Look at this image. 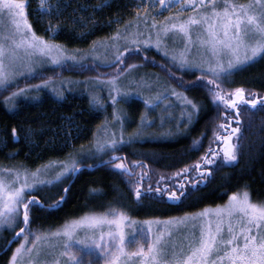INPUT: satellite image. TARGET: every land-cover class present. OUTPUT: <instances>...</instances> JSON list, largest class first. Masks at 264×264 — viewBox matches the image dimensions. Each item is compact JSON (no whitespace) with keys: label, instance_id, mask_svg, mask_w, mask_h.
Returning <instances> with one entry per match:
<instances>
[{"label":"trees","instance_id":"obj_1","mask_svg":"<svg viewBox=\"0 0 264 264\" xmlns=\"http://www.w3.org/2000/svg\"><path fill=\"white\" fill-rule=\"evenodd\" d=\"M64 1L65 4L59 7L57 13L52 18H47L46 14H38L36 17L32 1L25 0L29 22L37 36L55 41L69 53H82L87 56L86 60L79 64L63 62L55 67L42 68L17 80L6 90L0 88V128L3 138L0 143V168L22 167L34 171L42 166L55 165L57 161L70 162L72 159L77 160L80 165H103L94 170L81 169L60 207H32L31 228L37 232L52 231L60 228L65 221L85 213L108 212L111 209L123 210L139 221L182 217L186 213H198L205 208L224 205L231 193L244 190L248 191L252 201L264 202V107L259 104L255 109L240 106L243 135L240 137L236 161L225 162L222 156L215 158L217 164L212 166V177L206 186H201L198 192L182 203L169 201L163 191L165 184L169 186V190L179 191V188L175 187V181L179 179L185 183L186 188L188 187L184 177L176 178L174 173L186 167L192 168L201 162L210 147L222 152L223 143L214 142V133L227 134L217 127L221 123H228L222 119L224 108L213 104L211 93L206 87H184L178 79L170 75L173 73L175 77H182L187 84L201 76L200 72L181 70L169 63L153 47L142 46L141 51L134 49L132 45H126L123 39L113 41L112 37L118 32L124 36L133 33L137 27L145 29L150 25L148 22L143 24L146 17L143 18V15L133 8V0ZM137 23L139 26L135 27ZM49 24L59 26L53 35L48 30ZM102 47H111L119 53L124 52L125 47L131 51L124 53V62L120 65L114 63L113 55L108 61L89 56ZM127 65H135L161 75L180 93L186 95L197 106L198 111H193L190 107L192 114L189 120L178 110L176 115L170 113L174 116H171L172 119L166 126L154 124L152 128H142L140 119L145 113L137 110L130 120L131 125H125L127 129L122 132L125 141L129 136H134L133 142L118 143L115 152L106 150L107 153L102 158L88 163L83 158L93 146L92 129L108 120L111 107L106 106L104 110L93 109L89 96L77 91H69V98H63L62 101L55 96H42V100L36 105L35 102L25 100L15 109L6 103L14 93L45 81H97V78L107 80L111 76H117L118 80L130 70H125ZM222 86L225 91L242 87L245 89L246 98H254L249 96L250 93L264 97V56L233 72L229 78L222 81ZM105 98L106 96L102 98L103 104H106ZM41 113H46V116L40 117ZM60 113L71 116L77 129L73 127V130L66 134L58 130L59 134L55 135L53 129L60 123ZM227 114L232 115V112ZM38 118L45 123V126L40 128L48 127L49 130L46 131L47 136L31 143L26 140L24 131L27 127L38 129ZM235 126L233 123L232 127ZM13 128L18 135L16 139L13 136ZM137 132L140 133L138 136L135 135ZM77 133L80 134L79 137H76ZM120 155L126 156L123 163L131 171H135L133 176L114 167L120 161L109 163L111 157ZM135 161L142 162L140 167L134 164ZM143 173L147 175L141 180ZM186 175L189 180L194 177L199 179L195 171ZM162 176L165 177L164 180L160 179ZM72 178L73 174L67 175L60 182L44 185L32 195L38 196L45 205H52L64 195V189ZM137 186H140L142 191L151 186L153 191L143 194L137 200L134 191ZM157 187L161 189L160 194L155 193ZM22 225L18 223L12 230L5 228L0 231V264H8L13 251L20 244L22 236L16 237L13 243L8 245Z\"/></svg>","mask_w":264,"mask_h":264},{"label":"snow or ice","instance_id":"obj_2","mask_svg":"<svg viewBox=\"0 0 264 264\" xmlns=\"http://www.w3.org/2000/svg\"><path fill=\"white\" fill-rule=\"evenodd\" d=\"M158 3L162 8L179 5L181 9L191 8L193 12L186 18L179 14L166 18L172 22L161 25L153 22V27L159 29L155 33V39H152L151 33L141 40L139 37L144 35L143 33L133 32L121 36L118 32L112 37L113 41L123 39L134 49L141 51L142 45L154 46L156 50H161L164 45V55L174 65L184 71L201 73L195 81L187 84L182 77H175L173 73L170 75L178 79L184 87H206L211 93L213 104L224 108L222 119L228 121L227 124L221 123L217 126L226 132V135L214 133V142L223 143L222 152L210 147L201 162L192 168L186 167L174 173L176 178L183 176L188 187L186 188L185 183L179 179L175 181V187L179 188V191L169 190V186L164 185L163 191L167 199L182 203L198 192L201 186L207 185L212 177V166L217 164L215 158L222 156L225 162L237 160L239 141L243 135L240 106L255 109L259 104L264 107V97L250 93L249 96L254 98H246L244 88L237 87L225 91L222 86V81L229 78L233 72L264 56V0H249L248 3H234L232 0H158ZM220 4H223L222 8L219 7ZM58 6V3H53L52 0H40L38 11L51 13ZM5 13L11 17L15 34L20 37L16 39L14 35H0V88L6 90L16 77L19 52L23 51L26 57H46L57 65L66 57L60 44L36 35L27 19L25 0H0V15ZM196 29H202V32H196ZM50 30L55 31L51 26ZM169 34L178 35L183 47L168 51L161 37L167 38ZM130 51L125 47L124 52L116 55L114 63L123 64L124 53ZM71 59L75 60V57ZM134 67L136 66L127 65L125 70ZM97 81L100 86H108L113 106L118 97L141 95L145 107L154 109L164 95L157 93L152 97H143L139 92L122 89L117 83V76H111L107 80L97 78ZM46 84L47 81L35 87ZM141 84L151 88V84L146 81H141ZM165 94L186 102L193 111H198L197 106L183 93L173 89L170 92L166 90ZM92 103L103 107V102L98 96L92 97ZM229 112H232V115H228ZM187 115L190 120L191 113ZM115 119L123 125L124 117L115 116ZM140 123L147 126L154 121H149L147 115H142ZM233 123L235 127H232ZM12 132L15 137L16 129L13 128ZM139 134L137 132L135 135ZM133 139L134 136H129L125 141L121 133L119 141H97L96 151L115 152L118 143H131ZM111 159L120 161L114 165L115 168L131 174V169L123 163L121 157L113 156ZM141 163L134 162L137 167H140ZM54 166L59 167L60 171L51 178H41L40 168L35 171L0 169V227H11L17 222L24 225L14 233L18 238L23 236V240L13 251L9 264H83V257L74 250L76 248L88 255L97 256L103 264H264V202H252L247 190L231 193L225 205L205 208L198 213L138 222V230L130 236L125 233V224L137 222L132 221L123 210L117 209L105 213H85L81 217L65 221L54 231L37 232L30 226V211L34 206L45 205L38 197L29 196L27 193L37 190L39 186L60 182L81 168L75 159L70 162L57 161ZM48 167L44 166L43 170L46 172ZM193 171L196 177H199L198 180L195 177L188 179L186 173ZM145 175L147 174H141L140 179ZM160 179L164 180L165 177ZM67 191L65 188L64 192ZM134 191L139 200L143 194L153 190L149 186L147 190L142 191L141 187L137 186ZM155 193L160 194L161 189L157 187ZM64 200L65 197L61 196L48 207H57ZM190 222L192 227L198 230V234L196 231H189L179 241L173 240V232L178 226L188 225ZM154 225L157 226L155 229ZM29 235L34 237L31 241ZM128 244H136V250H128Z\"/></svg>","mask_w":264,"mask_h":264},{"label":"rangeland","instance_id":"obj_3","mask_svg":"<svg viewBox=\"0 0 264 264\" xmlns=\"http://www.w3.org/2000/svg\"><path fill=\"white\" fill-rule=\"evenodd\" d=\"M31 1L33 4L34 15L36 17H38L37 16L38 14H41V15L46 14L47 18H52V16H54L57 13V11L59 10V7L63 4H65L64 0H52L53 3H58V5H59L58 8H54L51 11V13H41L40 11H38V9L40 7V0H31ZM232 2L240 3L237 1L235 2L233 0H232ZM132 3H133V8L136 9L138 13H141V15H143V18L146 17V19L143 20V24H145L147 22H148V24H150L145 29H143L141 27H137V26H139L138 23L135 25V27H137V28L134 30V32H140V33L144 34V35L139 37L141 40L146 38L148 33L152 34V39L156 38L155 33L159 29L153 27V22H155L156 25H161L164 23L172 22L170 20H166V18H171L177 14H179V16H181V17L186 18L187 16H189L193 12V9H191V8L181 9L179 5H174L172 7L162 8L161 5L158 3V0H133ZM219 7L222 8L223 4H220ZM25 10L27 13V2H25ZM27 19H28V13H27ZM28 21H29V19H28ZM50 26H51V29H54L55 31L50 30ZM58 27H59L58 24H49L48 30L53 35L59 29ZM195 31L196 32H202V29H196ZM0 35H9V36L14 35L16 39L20 38L19 34H15V29H14V26L11 22V17H9L6 13L3 15H0ZM161 39L164 41V44L167 45L168 51L183 47V42L178 35L174 36L172 34H169V36L167 38L161 37ZM194 39H195V35H194ZM125 44L128 46L131 45L127 41H125ZM147 47H153L154 48V46H147ZM63 50H64V54H65L66 59L62 60L61 63L73 62V63L79 64V63H82V61H84V59L86 60L87 56L82 54V53L72 54V53L67 52V50H65V49H63ZM157 51L165 59H167V61L169 63L174 65L164 55V45H162L161 50H157ZM116 53H117V55L119 53V51H117L116 49H113L111 47H102V48L97 49L95 51V53H92L89 56L91 58H94V59L99 58L101 60L108 61L112 55L116 57ZM18 56L20 57V60H18L16 62L17 63V74H16L14 81L11 84L15 83L17 80H20L23 77H25V76H27V75H29V74H31V73L39 70V69L48 68V67L51 68V67L58 66L57 64L52 63V61L49 60L48 58L41 57L39 55L26 57L24 52L21 51L18 53ZM72 57H75V60L71 59ZM258 58H260V57H258ZM258 58H256L255 60H257ZM174 66L178 67L177 65H174ZM141 81H146L147 83L151 84V88L142 86ZM117 83L122 89L133 91V92H139L142 94L143 97H152V96H155L157 93L164 94V95L162 96V100L160 102H157V106L154 109L151 107H148V108L145 107V104L143 102L141 95H132V96H129L126 98L118 97L115 106H113L111 103V100L110 99L108 100L109 88L107 85L100 86L98 84V81H81L80 82V81H73V80L69 81L68 79H63V80L58 81V82H47L46 85H43L39 88L30 87L28 89L17 92V93H15V95L11 96V98L6 103L8 105H10V107H12V109H15L16 107L21 106V102H23L25 100L35 102V105H36L39 101L42 100V96L43 97L44 96H49V97L55 96V97H59L58 99L60 101H62L63 98L64 99L69 98V96H68L69 91L70 92L77 91L80 94H85L86 96H89L93 109L104 110V108L106 106L111 107V113L108 116V120L101 123L100 126H98L97 128L92 129L91 136H93V139H92L93 140V146L90 149V151L85 154L86 156L83 158V160L88 162V163L93 162L96 159L102 158L107 153L106 151H104V152H97L96 151L97 141L103 142L106 140L115 139L116 137L120 138L118 135H120V133H122L124 129H127L125 125H128V127H129V125H131L132 122L130 120L132 119V115L134 113L138 112L139 110L144 112L145 113L144 115H147L149 121H154V123H150L149 125L143 126L142 128H152V125H154V124H160V125L162 124V125L166 126L168 121H170L172 119L171 116L176 115L178 113V110L181 113H183L184 117H187V118H188V115H187L188 113L192 114L190 106L187 105L186 102H182L180 99H177L174 96L165 94L166 90H168L169 92L173 89L177 92H179V91L173 85H171L169 82H167L164 77L157 74L156 72H152L148 69L145 70L144 68H140V67H134V68L130 69L124 76L119 78L117 80ZM39 85H42V84H39ZM62 91H63V95H62ZM93 96H98L101 101H102V98L106 96V98H105L106 102L105 103L107 105L103 104V107H101L100 105H94L92 103V97ZM187 99H189V98L187 97ZM126 104H129V105L126 106ZM22 105H23V103H22ZM168 105H171V107H168ZM170 113H173L174 115H172ZM45 116H46V113L40 114V117H45ZM115 116L124 117L122 126L115 119ZM58 118L60 119V123L58 124V126L56 125L53 129L55 132L54 133L55 135L59 134L58 130H60V132H62V134H66L67 132L72 131L73 127L75 129H77V127L75 125V120L71 116H65L63 113L62 114L60 113ZM39 120H40V122L37 125L39 127L38 129L33 130V129H30L28 127L25 128L24 133H25L26 140H30L31 143H35L38 138H42L44 136H47L46 131L49 130V128L48 127L40 128L45 123H43V120H41V119H39ZM43 126H45V125H43ZM80 133L82 134V131ZM113 134H115V135H113ZM79 135L80 134L77 133L76 137H79ZM16 138H18L17 132H16L15 139ZM2 141H3L2 130L0 128V143H2ZM46 166H49L46 172L43 170V168H44L43 166L40 168V169H42V171L40 173L41 178H44L45 176H47L48 178H51L52 176L55 175L56 172L60 171L59 167H56L52 164L46 165ZM0 169H4V168H0ZM18 169H28V168L19 167ZM29 171H33V170H29ZM9 179H10V177H9ZM42 187L43 186H39L37 188V190H39ZM37 190L30 191L27 194L30 196V194L32 195V193H34ZM252 202L257 203L255 201H252ZM89 213H97V212H89ZM100 213H105V212H100ZM79 217H81V216H79ZM131 220L136 221L137 223L126 222L125 233L127 236L132 235L133 233H135L138 230V228L140 226L138 222L144 221V220L139 221V220H136L133 218H131ZM18 223L19 222L15 223L11 227L8 225L2 226V227H0V231L5 229V228L12 230L17 226ZM153 227L155 229L157 226L154 225ZM52 231H54V230H52ZM189 231H196V233L198 234V230L194 229L192 227V222H190L188 225L178 226V228L173 232L172 239L175 241H179L183 236L187 235ZM81 235H83V233ZM33 238H34L33 236L29 235L30 241ZM22 240H23V236H22L21 242H22ZM21 242H20V244H21ZM136 247H137L136 244H128L127 245V248L130 251H135ZM74 250L81 257H83V264H103V261L95 255H88L85 252H81L79 248H76Z\"/></svg>","mask_w":264,"mask_h":264},{"label":"water","instance_id":"obj_4","mask_svg":"<svg viewBox=\"0 0 264 264\" xmlns=\"http://www.w3.org/2000/svg\"><path fill=\"white\" fill-rule=\"evenodd\" d=\"M119 157H121L122 158V160H124V161H126V156L125 155H120ZM117 160H115V159H111L110 161H109V163L110 162H116ZM101 165H103V163H100V164H98V165H95L94 167H92V168H88V167H84V165H81V168H80V170L81 169H84V168H86V169H90V170H94L95 168H97V167H99V166H101ZM79 170V171H80ZM79 171L78 172H76L75 174H73V178L71 179V181H70V183L68 184V186L66 187L68 190H69V187L71 186V184L74 182V180L76 179V177H77V175H78V173H79ZM129 176H133L134 174H135V171H131V174H129V173H127ZM67 194H68V191H67V193H65L64 192V197H65V199H66V197H67ZM31 196H33V197H38V196H36V195H31ZM39 198V197H38ZM40 200V199H39ZM41 201V200H40ZM64 202V201H63ZM63 204V203H62ZM61 204V205H62ZM45 205V204H44ZM61 205H59V206H57V207H54V208H52V207H48V205H45L44 207H46V208H51V209H56V208H58V207H60ZM22 227H24V225H22ZM19 231V230H18ZM17 231V232H18ZM16 235L10 240L11 241V243H9L8 245H10V244H12L13 243V241L16 239ZM0 254H1V252H0Z\"/></svg>","mask_w":264,"mask_h":264}]
</instances>
